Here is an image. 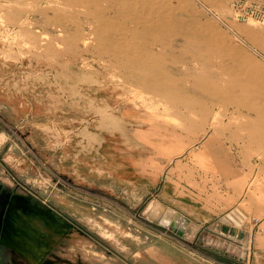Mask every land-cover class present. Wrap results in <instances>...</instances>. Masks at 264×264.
I'll return each mask as SVG.
<instances>
[{
	"label": "rangeland",
	"instance_id": "1",
	"mask_svg": "<svg viewBox=\"0 0 264 264\" xmlns=\"http://www.w3.org/2000/svg\"><path fill=\"white\" fill-rule=\"evenodd\" d=\"M116 2L0 0V190L35 197L81 233L76 242L66 237L51 242L46 257L54 260L35 263L7 250L0 264H133L132 255L116 251L108 230L130 245L131 227L144 232L150 225L140 210L125 205L127 193L114 199L99 192L106 181L97 172L114 164L109 157L209 149L216 151L210 170L214 190L226 182L227 170L242 167L249 189L264 194V132L257 131H264V0H169L167 28L180 35L155 44L150 34L129 32L140 52L158 57L151 70L164 80L153 88L151 75H139L125 57L99 47L110 36L92 30L102 19L132 24L123 11L128 0ZM197 22L224 34L209 31L219 45L237 46L244 69L231 70L236 63L231 51L222 57L213 50ZM212 80L241 85L237 95L249 108L229 103L222 92L216 95ZM53 156L61 162L54 164ZM119 163L122 186L143 184L127 160ZM252 222L257 226L259 219Z\"/></svg>",
	"mask_w": 264,
	"mask_h": 264
},
{
	"label": "crops",
	"instance_id": "2",
	"mask_svg": "<svg viewBox=\"0 0 264 264\" xmlns=\"http://www.w3.org/2000/svg\"><path fill=\"white\" fill-rule=\"evenodd\" d=\"M211 142L208 137L205 143L210 146ZM215 157L216 151L209 149L109 157L114 164L106 173L97 172L106 181L99 192L114 199L127 193L125 205L140 210L150 225L144 232L132 226L130 245L120 242L118 231L108 230L114 234L110 239L115 242L116 251L132 255L133 264H141L142 258H146L145 264H264V194L249 189L247 172L242 167L227 170L226 182L214 190L210 170ZM172 158H178L174 165H170ZM124 160L134 177H143V184L129 181L122 186L116 171ZM52 161L61 162L54 156ZM148 162L153 171L145 169ZM254 218L259 219L258 227L252 222ZM107 219L110 224L116 221ZM170 224L181 229L180 234L168 228ZM76 232L73 242L76 236L81 238V233Z\"/></svg>",
	"mask_w": 264,
	"mask_h": 264
},
{
	"label": "bare ground",
	"instance_id": "3",
	"mask_svg": "<svg viewBox=\"0 0 264 264\" xmlns=\"http://www.w3.org/2000/svg\"><path fill=\"white\" fill-rule=\"evenodd\" d=\"M64 1L68 3L94 5L98 4L102 0ZM107 1L111 6H114L117 3L116 0ZM186 2L188 3V1ZM165 7H170L169 0H128V4L123 11L125 12V16L132 21V24L130 26L127 27L123 23L116 24L113 21L102 19V21L98 22L95 26L92 27L93 31H110L109 38H107V40L103 43L101 40V42H99V47L102 46V49L104 48L113 57H125L126 61H124L126 63L129 62L132 66L137 67L139 75H151V88L154 87L153 85H155L156 82H160L158 80H164L163 75L159 73L154 75L153 70H151L152 67L155 66L154 61H157L158 57L156 58L154 52L148 53L147 51L149 50L140 52L137 48L138 45L136 44V41L138 42V40L135 39L136 41H134V38L132 36H129V32H132V30H134V32L140 30V33H144V35L150 34V37L155 40V44L157 43V41L160 44L165 43L166 37L169 35H172L174 37L176 35H180V33L176 31L174 33H170L169 29L167 28L168 13L167 11H164ZM175 8L179 9V4H177ZM212 27L214 28L211 29L212 31L216 32L217 35H220L222 36V38H224V34L220 32L217 27ZM195 28H197L198 33L204 38V41L209 43L213 47V50L221 54L222 57H225V55H227V51H231V54L233 55L232 58L237 63L233 64L232 67L230 66L231 70L234 69L235 65L236 67L240 66L244 69V64L242 63V61H240V59L238 60L237 58L240 51L237 46L235 47L231 44L227 45L226 47L224 45H219V43L216 41V36L211 35V33L209 32L211 30L206 28L204 23H195ZM233 34L236 38L240 39L243 45L249 46L256 52H258L257 49L247 44V41L241 39L237 34ZM147 43L148 42L145 41L144 45L146 46ZM103 44H106L105 47ZM211 82L212 83L210 84V87L214 90V93L216 95H219V92H222L223 95L220 96H225V99L229 103L233 102L246 107L249 106V102H247L246 99L241 98L237 95V89L241 86L238 83L227 80H223L224 83L214 80H212ZM162 94L165 96L167 94L166 90H162ZM177 99H179L182 104H191V101H186L184 98ZM257 131L258 133L264 132L261 129H257ZM15 196L14 206L9 210L11 222L9 242L12 246V250H16L31 262L35 263H40L44 260H54L53 258L46 257L47 253L50 252V250L48 249L49 244L54 241L58 242V238H62L64 236H68V240L72 241L73 233L68 231V226L58 214L44 207L31 195L17 191L15 193Z\"/></svg>",
	"mask_w": 264,
	"mask_h": 264
},
{
	"label": "flooded vegetation",
	"instance_id": "4",
	"mask_svg": "<svg viewBox=\"0 0 264 264\" xmlns=\"http://www.w3.org/2000/svg\"><path fill=\"white\" fill-rule=\"evenodd\" d=\"M2 137H3V132L0 129V140ZM16 192L11 193L9 196H12V195L15 196ZM33 198L36 199L35 197H33ZM1 199H5V196L3 194V191L1 192V190H0V209H2V213H0V258H2L4 255H6L7 250L12 252L17 257L20 256V257L26 258L24 255H22L21 253H18L16 250H12V246L9 242V238H10V232L9 231L11 230V222H10V214H9L10 208H9L8 204H6L4 207L3 203L1 202ZM65 223L68 226V231L74 233L73 228L69 226L68 222L65 221ZM64 237H66V236H64ZM72 237H73V235H72ZM59 238H61V237H59ZM59 238H58V241H60ZM66 238L69 239L68 236Z\"/></svg>",
	"mask_w": 264,
	"mask_h": 264
},
{
	"label": "water",
	"instance_id": "5",
	"mask_svg": "<svg viewBox=\"0 0 264 264\" xmlns=\"http://www.w3.org/2000/svg\"><path fill=\"white\" fill-rule=\"evenodd\" d=\"M3 194L5 196V199H1V202L3 203L4 207L6 204H8L9 208H12L14 206V203H15V201H14L15 196H13V195L9 196L8 193L4 190H3ZM0 213H2V209H0ZM69 226H71V225L69 224ZM167 227L170 228L171 230L177 232L178 234H180V232H181V229L177 230L173 224L167 225Z\"/></svg>",
	"mask_w": 264,
	"mask_h": 264
}]
</instances>
